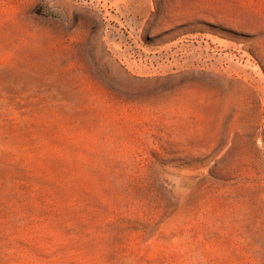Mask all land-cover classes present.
<instances>
[{
    "label": "rangeland",
    "instance_id": "rangeland-1",
    "mask_svg": "<svg viewBox=\"0 0 264 264\" xmlns=\"http://www.w3.org/2000/svg\"><path fill=\"white\" fill-rule=\"evenodd\" d=\"M0 264H264V0H0Z\"/></svg>",
    "mask_w": 264,
    "mask_h": 264
}]
</instances>
